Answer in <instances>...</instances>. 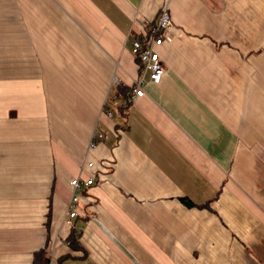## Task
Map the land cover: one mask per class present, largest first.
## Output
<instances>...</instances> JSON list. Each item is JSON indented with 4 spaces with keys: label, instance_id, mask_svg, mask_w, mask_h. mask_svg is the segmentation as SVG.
Here are the masks:
<instances>
[{
    "label": "crops",
    "instance_id": "0c3cea01",
    "mask_svg": "<svg viewBox=\"0 0 264 264\" xmlns=\"http://www.w3.org/2000/svg\"><path fill=\"white\" fill-rule=\"evenodd\" d=\"M0 264H264V0H0Z\"/></svg>",
    "mask_w": 264,
    "mask_h": 264
},
{
    "label": "built area",
    "instance_id": "2783aa9c",
    "mask_svg": "<svg viewBox=\"0 0 264 264\" xmlns=\"http://www.w3.org/2000/svg\"><path fill=\"white\" fill-rule=\"evenodd\" d=\"M172 17L169 7L165 5L159 12V15L152 23L143 24L144 29L136 31L132 29L130 36L132 38V52L140 61V73L136 78L131 92L134 97L144 95L145 86L148 83L158 84L161 82L163 75L166 72V68L162 62L161 56L157 47L162 45L165 41L171 40L166 35L169 28L172 26ZM110 115V113H109ZM106 137V134L97 130L92 137L89 144V149L94 150L98 147V143ZM87 167L93 172L92 176L87 179H82L80 176L74 177L71 180L73 187V195L70 200L71 205H75L81 198V192L85 187L93 184L96 179V175L100 172L95 168L93 161L87 162ZM77 215V210L72 209L69 214L70 218ZM71 222V219L67 220Z\"/></svg>",
    "mask_w": 264,
    "mask_h": 264
},
{
    "label": "trees",
    "instance_id": "16d2710c",
    "mask_svg": "<svg viewBox=\"0 0 264 264\" xmlns=\"http://www.w3.org/2000/svg\"><path fill=\"white\" fill-rule=\"evenodd\" d=\"M183 200H184L187 204L192 205V202H191L190 199H187V198H184V197H183ZM48 260H49V257H46V261H48Z\"/></svg>",
    "mask_w": 264,
    "mask_h": 264
}]
</instances>
